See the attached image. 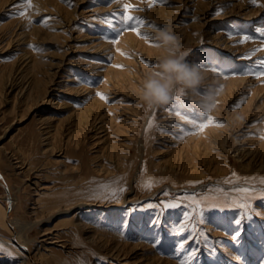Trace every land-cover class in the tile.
<instances>
[{
  "label": "rangeland",
  "instance_id": "rangeland-1",
  "mask_svg": "<svg viewBox=\"0 0 264 264\" xmlns=\"http://www.w3.org/2000/svg\"><path fill=\"white\" fill-rule=\"evenodd\" d=\"M125 4L144 25L141 35L125 31L114 45L104 17ZM7 21L26 29L20 41ZM160 29L171 30L190 62L219 72L207 70L198 94L153 109L140 89L163 55L154 38ZM262 30L264 0H31L30 8L0 0V173L37 264H153V254L170 264H264V79L231 75L255 71L264 59V50L255 51L264 49ZM244 36L250 39L241 42ZM10 81L14 88H4ZM209 85L214 107L207 115L221 127L201 132L191 118L193 110L204 113L199 96ZM96 86L107 99L95 93L96 119L79 122L77 111L91 100L85 87ZM169 108L187 109L191 118ZM42 130L51 133L50 144ZM2 192L0 186L5 202ZM162 202L180 206L165 209ZM12 245L0 222V264L24 262Z\"/></svg>",
  "mask_w": 264,
  "mask_h": 264
},
{
  "label": "clouds",
  "instance_id": "clouds-1",
  "mask_svg": "<svg viewBox=\"0 0 264 264\" xmlns=\"http://www.w3.org/2000/svg\"><path fill=\"white\" fill-rule=\"evenodd\" d=\"M163 49L157 70L145 74L141 85V99L149 107H165L172 103L177 90L196 95L205 86L206 66L198 61H189L187 53L180 51L177 37L170 29H160L154 37ZM200 107L204 112L213 107L214 92L211 85L199 96Z\"/></svg>",
  "mask_w": 264,
  "mask_h": 264
},
{
  "label": "bare ground",
  "instance_id": "bare-ground-1",
  "mask_svg": "<svg viewBox=\"0 0 264 264\" xmlns=\"http://www.w3.org/2000/svg\"><path fill=\"white\" fill-rule=\"evenodd\" d=\"M56 1V0H55ZM58 1V0H57ZM72 1V0H71ZM101 1V0H100ZM74 2V1H73ZM73 2H71L72 4H73ZM103 2V1H102ZM5 3V2H4ZM78 4V3H77ZM117 4V3H116ZM57 5V4H56ZM59 6V5H58ZM40 8V7H39ZM75 8V7H74ZM47 9V8H46ZM105 9V8H104ZM52 10V9H51ZM27 11V10H26ZM31 11V10H30ZM36 11V10H35ZM55 11V10H54ZM57 13H58V11H56ZM30 13V12H29ZM84 13V12H83ZM82 13V14H83ZM86 13V12H85ZM33 14V13H32ZM51 14H54V13H51ZM77 14V13H76ZM30 15V14H29ZM46 15V14H45ZM48 15V14H47ZM19 16V15H18ZM254 16H255V14H254ZM24 17V16H23ZM46 17V16H45ZM52 17V16H51ZM71 17V16H70ZM76 18V17H75ZM12 19V18H11ZM25 19V18H24ZM46 19V18H45ZM70 20H71V18H69ZM17 20V19H16ZM20 20V19H19ZM18 20V21H19ZM51 20H53V19H51ZM50 20V21H51ZM59 20V19H58ZM17 22V21H16ZM7 23H8V25H9V27L11 26H13V32H15L14 33V35H16V37L18 38V40L22 37H24V31L26 30H22V23L21 22H17V23H15V22H13L14 24H12V22L11 21H7ZM57 23V22H56ZM64 23V22H63ZM34 24V23H33ZM60 24V23H59ZM24 25V24H23ZM57 25V24H56ZM42 26V25H41ZM24 27V26H23ZM262 27V26H261ZM25 28V27H24ZM56 28V27H55ZM106 28V27H105ZM258 28V27H257ZM33 29H34V27H33ZM51 29V28H50ZM20 30V31H19ZM46 30V29H45ZM64 30V29H63ZM66 30V29H65ZM29 31V30H28ZM38 31V30H37ZM50 31V30H49ZM60 31H62V29L60 30ZM263 31V30H262ZM51 32V31H50ZM130 32H132V31H130ZM37 33V32H36ZM30 34V33H29ZM28 34V35H29ZM48 34V33H47ZM133 35V34H132ZM131 35V36H132ZM33 36V35H32ZM31 36V37H32ZM61 37V36H60ZM63 37V36H62ZM134 37V36H133ZM9 38V37H8ZM14 38V37H13ZM135 38V37H134ZM133 38V39H134ZM20 41V40H19ZM26 43V42H25ZM259 43V42H258ZM248 46V45H247ZM225 48V47H224ZM29 51V50H28ZM238 51V50H237ZM242 51V50H241ZM95 52V51H94ZM102 52V51H101ZM41 54H43V53H41ZM33 55V54H32ZM96 56V55H95ZM254 56V55H253ZM92 57V56H91ZM120 57V56H119ZM252 57V56H251ZM32 59H29V60H31V62L32 63H35V62H37L38 60L37 59H35V57H34V59H33V57H31ZM237 58V57H236ZM230 59V58H229ZM241 59V58H240ZM27 60H28V58H27ZM28 60V61H29ZM238 60V59H237ZM28 61H26V62H28ZM43 61V60H42ZM41 61V62H42ZM229 61V60H228ZM39 62V61H38ZM201 62V61H200ZM249 62V61H248ZM89 64H90V66H92V64H94V61L93 60H89V62H88ZM229 63V62H228ZM25 65V64H24ZM23 65V66H24ZM82 65V64H81ZM217 65V64H216ZM22 66V65H21ZM22 66V67H23ZM220 66V65H219ZM31 67V66H30ZM96 68H98V67H96ZM220 68H222V67H220ZM5 69V68H4ZM34 68L32 67V70H33ZM6 70V69H5ZM46 71V70H45ZM13 72V71H12ZM114 73H115V71H113ZM21 73V72H20ZM39 73H40V71H39ZM89 73V72H88ZM105 73H109V72H107V71H105ZM211 73V72H210ZM37 74V73H36ZM41 74V73H40ZM46 74V73H45ZM38 75V74H37ZM42 75V74H41ZM55 75V74H54ZM3 76V75H2ZM7 76V75H6ZM16 76V75H15ZM44 76V75H43ZM110 76V75H109ZM248 76V75H247ZM10 77V76H9ZM97 77V76H96ZM7 78V77H6ZM11 78V77H10ZM34 78V77H33ZM37 78V77H36ZM36 78H34V80L36 79ZM49 78V77H48ZM52 78V77H51ZM231 78H234V77H232L231 76ZM248 78H249V76H248ZM39 79V78H38ZM10 80V79H9ZM43 79H41L40 81H42ZM46 81V80H45ZM47 81H48V79H47ZM236 81V80H235ZM245 81V80H244ZM35 82V81H34ZM100 82V81H99ZM237 82V81H236ZM35 83H38L37 81L35 82ZM44 83V82H43ZM42 83V86L44 85ZM230 84H232V83H230ZM237 84V83H236ZM33 85V84H32ZM39 85H41V82H40V84ZM50 85V84H49ZM99 85H100V83H99ZM207 85V84H206ZM5 86V87H4ZM3 87L4 88H6L7 89V87H9V88H14L13 87V84L11 83V81L8 83V82H5L4 83V85H3ZM34 87V86H33ZM38 86H36V87H34V89L35 88H37ZM46 87V86H45ZM47 87H48V85H47ZM46 87V88H47ZM234 87V86H233ZM24 88H26V86L24 87ZM86 88V89H85ZM84 89L87 91V93L89 94L87 97H91V100L89 101V102H87V104L86 105H84V106H86L87 108H88V106H90V108H80L78 111H77V113L79 114L78 115V120H79V122L81 121H83V120H88L89 119V117L91 116V117H93V118H95L96 117V115L95 114H97V109H96V112H95V114L94 115H92V112L90 111V110H92L91 108H93V105H97L98 106V104H99V100H97L96 98H94V97H92L93 95L95 96L96 94L95 93H97V90L98 89H100V88H103L102 86L101 87H93V88H87V87H85ZM18 89V88H17ZM43 89V88H42ZM81 90H82V88H80ZM37 90V89H36ZM35 90V91H36ZM104 90V89H103ZM44 91H45V89H44ZM43 91V92H44ZM47 91V90H46ZM234 91V90H233ZM28 92V91H27ZM37 92V91H36ZM45 93V92H44ZM47 93V92H46ZM40 94V93H39ZM38 94V95H39ZM29 95V94H28ZM31 95V94H30ZM47 95V94H46ZM227 96V95H226ZM28 97V96H27ZM32 97V96H31ZM43 97H44V95H43ZM62 98V97H61ZM223 98H225V97H223ZM40 101V100H39ZM28 101L26 100V103H27ZM29 104V103H28ZM31 104V103H30ZM66 103L64 102V105H65ZM33 105V104H32ZM37 106V105H36ZM100 107V106H99ZM154 109V108H153ZM234 109V108H233ZM236 110V109H235ZM255 111V110H254ZM257 111V110H256ZM214 114V113H213ZM217 115V114H216ZM250 116V115H249ZM90 117V118H91ZM226 117V116H225ZM216 118V117H215ZM96 119V118H95ZM248 119V118H247ZM77 121V120H76ZM75 121V122H76ZM91 121V120H90ZM48 122V121H47ZM84 123H85V121H84ZM47 124V123H46ZM77 124V123H76ZM80 124V123H79ZM90 124V123H89ZM93 124V123H92ZM50 125V124H49ZM78 125V124H77ZM82 126V125H81ZM53 127V126H52ZM51 127V128H52ZM221 127V126H220ZM224 127V126H223ZM47 128V127H46ZM74 128H76V127H74ZM78 128H80V127H78ZM49 130V129H48ZM56 130V129H55ZM237 130V129H236ZM72 131H74V130H72ZM211 132H215V130H210ZM53 132V131H52ZM56 132V131H55ZM75 132V131H74ZM79 132H80V130H79ZM85 132V131H84ZM46 133H48V132H46L45 130H42V141H45V143H49V139L51 138L50 137V134L51 133H49V134H46ZM58 133V132H57ZM75 133H77V132H75ZM53 134V133H52ZM70 134V133H69ZM54 135H55V133H54ZM67 136H69V135H67ZM79 136V135H78ZM74 137V136H73ZM69 138V137H68ZM40 139V138H39ZM67 139V138H66ZM231 139V138H230ZM52 140H53V138H52ZM243 141V140H242ZM73 142V141H72ZM111 144H112V142L111 141H109ZM74 143V142H73ZM108 143V142H107ZM107 143H106V146H107ZM239 143H242L241 142V140H240V142ZM44 144V143H43ZM50 144V143H49ZM67 144V143H66ZM109 144V143H108ZM238 144V143H237ZM46 145V144H45ZM48 145V144H47ZM105 145V144H104ZM115 145H116V142H115ZM202 145V144H201ZM243 145V144H242ZM112 146V145H111ZM202 147H203V145H202ZM49 148V150H51L52 152L54 151V145L53 146H51V147H47L46 149H48ZM105 148V147H104ZM108 148V147H107ZM111 148V147H110ZM106 149V148H105ZM57 151V150H56ZM108 151V150H107ZM186 151H187V149H186ZM189 151V150H188ZM232 151V150H231ZM59 152V151H58ZM109 153V152H108ZM242 153V152H241ZM240 153V154H241ZM248 154V153H247ZM250 154V153H249ZM22 157V156H21ZM242 157V156H241ZM252 158V157H251ZM253 159V158H252ZM16 160H18V159H16ZM113 160V159H112ZM24 162V161H23ZM45 164V163H44ZM29 165V164H28ZM101 165H102V163H101ZM32 166H34V165H32ZM107 166V165H106ZM42 167V166H41ZM25 168V167H24ZM28 168V167H27ZM35 169H36V167H35ZM39 169V168H38ZM97 169H99V168H97ZM101 169H104L103 167H101ZM169 169H171V168H169ZM22 171V170H21ZM25 171V170H24ZM28 171V170H27ZM102 171V170H101ZM100 171V172H101ZM26 172V171H25ZM37 172H39V171H37ZM31 173V172H30ZM193 173V172H192ZM27 174V173H26ZM36 174V173H35ZM195 174V173H194ZM30 175V174H29ZM34 175V174H33ZM8 177V176H7ZM28 177V176H27ZM40 177V176H39ZM192 177V176H191ZM194 178V177H193ZM41 179V178H40ZM42 183V182H41ZM206 183V182H205ZM47 184V183H46ZM171 184V183H170ZM199 184V183H198ZM45 185V184H44ZM200 185H202V184H200ZM0 186L3 188V194H2V196L5 198V202H2L1 200H0V222L9 230V232H10V238H11V240L13 241V248L14 249H16L17 251H18V254H19V256L20 257H22V259L24 260V262L22 263V264H37V261H39V260H37L36 261V259H35V257H34V254H32V251H31V249H30V247H29V244H28V240H26L24 237H23V235H22V232H23V228L24 227H26V225L27 224H25V223H22V222H20L16 217H14L13 216V214H12V209H13V207H14V205H15V203H16V201H14V200H16V197H15V194L11 191V187L9 186V184H8V182L6 181V179H5V177L0 173ZM50 186V185H49ZM43 187H45V186H43ZM187 187V186H186ZM192 187V186H191ZM196 187V186H195ZM195 187H193V189L195 188ZM176 189V188H175ZM183 189V188H182ZM18 190H19V188H18ZM181 190V189H180ZM191 190V189H190ZM37 191V190H36ZM50 191V190H49ZM48 191V192H49ZM22 192V191H21ZM156 192V191H155ZM192 192V191H191ZM46 193V192H45ZM29 196V195H28ZM52 196V195H51ZM19 198V197H18ZM46 198V197H45ZM98 198V197H97ZM43 199V198H42ZM50 199V198H49ZM137 199V198H136ZM40 200V199H39ZM38 200V201H39ZM89 201V200H88ZM87 201V202H88ZM91 201V200H90ZM89 201V202H90ZM51 202V201H50ZM85 202V201H84ZM93 202V201H92ZM131 202H133V201H131ZM20 203V202H19ZM42 203V202H41ZM161 203V202H160ZM17 204V203H16ZM66 204V203H65ZM83 204V203H82ZM98 204V203H97ZM130 204V203H129ZM19 205V204H18ZM106 205V204H105ZM35 206V205H34ZM60 206V205H59ZM72 207V206H71ZM41 208V207H40ZM122 208H123V206H122ZM19 209V208H18ZM33 209V208H32ZM35 209V208H34ZM62 209V208H61ZM241 209V208H240ZM70 210H71V208H70ZM108 210V209H107ZM119 210V209H118ZM125 210V209H124ZM48 211V210H47ZM61 211V210H60ZM63 211V210H62ZM117 211V210H116ZM126 211V210H125ZM49 212V211H48ZM128 212V211H127ZM126 212V213H127ZM172 212V211H171ZM181 212V211H180ZM32 213V212H31ZM93 213V212H92ZM97 213V212H96ZM107 213V212H106ZM135 213V212H134ZM143 213V212H142ZM40 214H42V213H40ZM91 214V213H90ZM89 214V215H90ZM99 214V213H98ZM136 214H137V212H136ZM264 214V213H263ZM86 215V214H85ZM88 215V214H87ZM139 216V215H138ZM52 217V216H51ZM110 217V216H109ZM126 217V216H125ZM134 217V216H133ZM174 217H176V216H174ZM261 217V216H260ZM87 218V217H86ZM98 218V217H97ZM105 218V217H104ZM107 218V217H106ZM241 218V217H240ZM39 219V218H38ZM44 219V218H43ZM42 219V220H43ZM93 219V218H92ZM111 219V218H110ZM122 219V218H121ZM139 219V218H138ZM212 219V218H211ZM234 219V218H233ZM136 220V219H135ZM207 220V219H206ZM216 220V219H215ZM138 221V220H137ZM217 221V220H216ZM107 222V221H106ZM116 222V221H115ZM169 222V221H168ZM263 222V221H262ZM39 223V222H38ZM128 223V222H127ZM217 223V222H216ZM57 224V223H56ZM104 224V223H103ZM109 224V223H108ZM117 224V223H116ZM164 224V223H163ZM220 224V223H219ZM32 225V224H31ZM127 225V224H126ZM151 225V224H150ZM215 225V224H214ZM224 225V224H223ZM233 225V224H232ZM125 226V225H124ZM156 226V225H155ZM36 227H38V226H36ZM112 227V226H111ZM241 227H242V224H241ZM52 228V227H51ZM60 228V227H59ZM69 228V227H68ZM118 228V227H117ZM139 228H140V226H139ZM63 229V228H62ZM124 229V228H123ZM160 230V229H159ZM179 230V229H178ZM239 230V229H238ZM143 231V230H142ZM167 231V230H166ZM60 232V231H59ZM161 232V231H160ZM236 232H238V231H236ZM240 232V231H239ZM56 233V232H55ZM58 233V232H57ZM152 233V232H151ZM45 234V233H44ZM136 234V233H135ZM155 234V233H154ZM180 234V233H179ZM39 235V234H38ZM43 235V234H42ZM242 235V234H241ZM142 236H144V235H142ZM112 237V236H111ZM117 237H121V236H117ZM192 237V236H191ZM227 237V236H226ZM239 238V237H238ZM38 239V238H37ZM62 239V238H61ZM68 239V238H67ZM34 240V239H33ZM42 240V239H41ZM65 240V239H64ZM110 240H111V238H110ZM189 240V239H188ZM47 241H50V239L49 240H47ZM63 241V240H62ZM192 241V240H191ZM42 242V241H41ZM40 242V243H41ZM53 242H54V240H53ZM118 242V241H117ZM177 242H178V240H177ZM193 242V241H192ZM46 243V242H45ZM49 243V242H48ZM60 243V242H59ZM121 243V242H120ZM180 243V242H179ZM105 244H108V242H106ZM56 245V244H55ZM104 245V244H103ZM110 245V244H109ZM123 245V244H122ZM134 245V244H133ZM188 245V244H187ZM191 245V244H190ZM58 246V245H57ZM56 246V247H57ZM115 245H113L112 247H114ZM137 246H138V244H137ZM173 246V245H172ZM193 246V245H192ZM116 247V246H115ZM156 247V246H155ZM158 247V246H157ZM191 247V246H190ZM51 248V247H50ZM130 248H131V246H130ZM159 248V247H158ZM200 248V247H199ZM241 248V247H240ZM125 249H126V247H125ZM170 249V248H169ZM226 249V248H225ZM51 250V249H50ZM113 250H114V248H113ZM119 250H122L121 249V247H120V249ZM118 250V251H119ZM130 251H131V249H129ZM177 250V249H176ZM37 251V250H36ZM35 251V252H36ZM110 251V250H109ZM174 251V250H173ZM225 251V250H224ZM230 251V250H229ZM182 252V251H181ZM1 253V252H0ZM43 253V252H42ZM115 253V252H114ZM183 253V252H182ZM235 253V252H234ZM253 253H254V251H253ZM37 254V253H36ZM41 254V253H40ZM119 254V253H118ZM45 255V254H44ZM177 255V254H176ZM181 255V254H180ZM3 256H4V254H3ZM50 256V255H49ZM8 257V256H7ZM177 257V256H176ZM180 257V256H179ZM53 259V258H52ZM56 259V258H55ZM149 259H150V261H155V262H153V264H160V262H162L163 260H162V258H160V257H158L157 255H151V257H149ZM238 259V258H237ZM60 260V259H59ZM3 261V260H2ZM21 261V260H20ZM166 263H168V264H170V262L169 261H167V260H164ZM218 261V260H217ZM18 262V261H17ZM45 262V261H44ZM237 262V261H236ZM9 263V262H8ZM60 263V262H59ZM3 264V263H2ZM6 264V263H5ZM11 264V263H10ZM14 264H15V262H14ZM19 264H21V263H19ZM45 264V263H44ZM52 264V263H51ZM111 264V263H110ZM259 264H261V263H259ZM263 264V263H262Z\"/></svg>",
  "mask_w": 264,
  "mask_h": 264
},
{
  "label": "snow or ice",
  "instance_id": "snow-or-ice-1",
  "mask_svg": "<svg viewBox=\"0 0 264 264\" xmlns=\"http://www.w3.org/2000/svg\"><path fill=\"white\" fill-rule=\"evenodd\" d=\"M253 3L256 2V0H252ZM150 3L151 4H156L158 3V0H150ZM18 4L19 5H24L26 4L28 8L31 7V0H18ZM133 9V6L130 5V4H125L124 5V10L122 13L120 14H113V13H110V14H106V16L104 17V21L105 23L107 24V26L109 28L112 29V31L115 33L114 36H112L110 39V42L112 44H117L119 42V36H121L125 31H133L135 32L137 35H141L140 31H139V28L141 26L144 25V21L141 19V18H138V17H133L131 14H130V10ZM18 15L20 16H25L26 15V11H20L18 13ZM261 36L264 37V31H261ZM144 39H148V37L145 35L143 37ZM250 39V37L248 36H244L243 37V40L241 42H246ZM156 46H159V45H156ZM261 50H264V49H257L255 51H261ZM123 54V53H122ZM246 59H250L251 58V54H249V56L245 57ZM142 62H145L149 67H152L154 65H152L151 63L149 62H146V61H142ZM117 67H123L122 65H117ZM253 67L256 69L255 71L252 70V68L250 67H245L243 68V70L241 71H236V72H232L231 75L235 76V75H251L253 76L255 79H264V59H260L258 61L255 62V65H253ZM206 70H210V71H214V72H219V70L215 67H207L206 66ZM224 78H228L227 75H225ZM98 96H100L102 99H107V97H105L103 94L101 93H97ZM186 95L185 91L180 89L178 90L174 95H173V98H172V102L173 103H176V102H179L181 101V99ZM239 103L237 104H234L233 107H239ZM191 107V106H189ZM167 111H174L175 112V115L180 117L182 120H185V121H188L191 117L189 116L188 114V110L187 109H184V108H179V109H172V108H169V109H166ZM193 113L196 114L197 118L196 119H192V122L195 123L197 129L199 131H204L207 127L209 126H221L219 122H216L214 117H212L211 115H207V112H204V113H196L194 110H193ZM192 113V114H193ZM191 114V116H192ZM261 183H264V181H261ZM124 189H120L119 191H123ZM240 191H244V192H247L248 189H240ZM111 196H116L117 195V192L116 191H112L110 193ZM262 197H264V194H262ZM198 203V201H197ZM180 204H171V203H167V202H162V207H164L165 209H168V208H173V207H179ZM241 207H244L243 205H241ZM221 211H223L224 209H220ZM247 219H251V216H248ZM243 221L242 218H237L234 223L236 224H240L241 222ZM240 235V232H236L232 239H237V237H239ZM180 248H183L184 247V244L181 243L179 245Z\"/></svg>",
  "mask_w": 264,
  "mask_h": 264
}]
</instances>
